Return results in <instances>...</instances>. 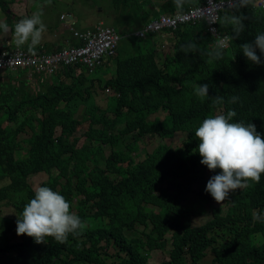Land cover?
I'll return each mask as SVG.
<instances>
[{
	"label": "trees",
	"instance_id": "obj_1",
	"mask_svg": "<svg viewBox=\"0 0 264 264\" xmlns=\"http://www.w3.org/2000/svg\"><path fill=\"white\" fill-rule=\"evenodd\" d=\"M204 1L187 0L182 11ZM99 5L119 41L126 40V55L119 56L117 45L111 57L115 73L105 82L110 92L105 108L98 110L90 100L84 71L73 81L40 82L45 90L0 82V204L20 214L34 197L28 177L45 171L50 177L40 186L65 196L87 227L62 245L51 238L36 244L28 236L13 242L1 233L0 264H148L154 250L168 251L163 264H261L264 174L259 183L230 193L222 207H214L205 188L216 173L200 163L195 130L206 117L235 110L233 122L253 123L264 138V55L257 49L262 61L257 65L240 49L264 33V10L254 3L225 8L220 19L243 14L245 30L222 59L211 60L207 52L216 38L203 20L168 31L173 45L164 53L163 32L135 34L150 19L177 12L173 0H99ZM11 8L10 0H0L5 13L0 20L14 30L32 14ZM220 19L219 32L232 35L231 25ZM74 38L72 43L79 44ZM190 42L198 50L185 54L181 46ZM73 71L69 67L54 75L75 78ZM198 84L209 85L210 97L195 95ZM215 96L224 103L214 105ZM232 96L239 101L229 103ZM81 105L85 110L78 118ZM57 127L61 132L54 137ZM175 137H182L177 147L168 142ZM147 142L151 150L139 158ZM19 196L17 204L13 199ZM204 214L206 220L192 224ZM111 256L114 262L108 261Z\"/></svg>",
	"mask_w": 264,
	"mask_h": 264
},
{
	"label": "clouds",
	"instance_id": "obj_2",
	"mask_svg": "<svg viewBox=\"0 0 264 264\" xmlns=\"http://www.w3.org/2000/svg\"><path fill=\"white\" fill-rule=\"evenodd\" d=\"M173 3L178 11H182L187 0H173ZM252 3L253 0H234V3L229 4V7L244 8ZM42 15V12L37 11L31 16L21 18L15 23L14 30L9 28L7 22L0 21V30L5 35L12 31V39L17 47L27 44L29 51L34 52L47 32ZM62 16L70 21L69 14H61L60 20L64 19L61 18ZM153 19L155 18L150 19L145 25ZM246 19L247 17L243 14L225 15L220 19L222 24L231 25L232 35L228 36V34L222 33L226 36L216 37L213 47L207 52L211 60H220L224 57L225 50L230 47L231 42L239 39L245 30L244 21ZM70 23L72 31L74 27L72 26L73 23ZM145 25L135 31L137 36L143 37L147 33L139 34ZM175 28L154 33L163 32L162 36H169L170 32L168 31ZM160 42H164V40L161 38ZM240 49L253 64H261V57L257 55V49L261 55H264V33L257 34L252 42L241 44ZM166 50L164 49L160 53H164ZM197 50L198 45L195 42L181 46V51L185 54L195 53ZM111 57L107 58L110 59ZM4 72H0V74ZM194 91L201 100L210 97L208 84H198ZM211 98L214 105L224 103L223 97ZM238 101V96H232L228 102L236 103ZM236 115L235 110H228L226 113L220 112L208 116L195 130V136L199 141L197 151L201 157L200 163L206 166L210 172L216 173L208 180L205 192L210 194L218 204L225 202L230 193L259 183L262 174H264V138H262L261 133L257 132L253 123L233 122ZM71 208V203L60 192L54 191L48 186H38L34 191V197L24 205L22 212L17 215L15 233L19 239L22 236H28L36 244L47 243L49 238L58 244H65L70 235L77 237L87 227L85 221Z\"/></svg>",
	"mask_w": 264,
	"mask_h": 264
},
{
	"label": "built area",
	"instance_id": "obj_3",
	"mask_svg": "<svg viewBox=\"0 0 264 264\" xmlns=\"http://www.w3.org/2000/svg\"><path fill=\"white\" fill-rule=\"evenodd\" d=\"M230 3H234V0H205L187 11L161 14L145 25L139 34L159 32L175 28L179 24L204 20L215 38L226 36L219 32L216 23L220 19L222 9L229 7ZM253 3L264 10V0H253ZM72 33L80 43H70L58 50L46 51L43 47L40 52H30L21 47L12 50L0 49V72L25 70L28 73L35 71L50 77L63 69L73 67L78 72L92 73L105 57L115 54L119 37L112 27L104 26L102 22L93 29H72Z\"/></svg>",
	"mask_w": 264,
	"mask_h": 264
},
{
	"label": "rangeland",
	"instance_id": "obj_4",
	"mask_svg": "<svg viewBox=\"0 0 264 264\" xmlns=\"http://www.w3.org/2000/svg\"><path fill=\"white\" fill-rule=\"evenodd\" d=\"M23 3L24 5V12L30 11L33 12L38 7L37 5H41V7L44 9V4L41 2H38V0H32L33 4H29L28 1L30 0H18ZM47 2V6L45 11L49 14V18L45 20L47 24H52L51 30L52 31H60L62 26L66 24V28L68 29L71 25L70 21L66 19V17L63 20H59V15L61 12H64L66 14H69L71 16L77 17L76 23L72 24L74 28H78L79 30H82L83 27H91L94 24L97 25L99 22H102L104 26H111V21L109 18L106 17V12L103 13L105 10L103 9L100 11L101 6L99 5V0H42ZM15 2V1H14ZM15 9V8H14ZM12 9V11H16ZM40 9V8H38ZM17 12V11H16ZM0 13H2V19L5 17V13L3 9H0ZM19 14V12H17ZM26 13H21L19 15H25ZM2 21V20H0ZM63 21V22H62ZM64 21H67L64 23ZM97 23V24H96ZM94 25V26H95ZM92 28V27H91ZM62 31V30H61ZM60 34V33H59ZM70 35V34H69ZM12 36V35H11ZM71 38V36H70ZM161 38L164 40V42H161V46L163 47V50L171 47L173 36H171V33H169V36H162ZM13 40V39H12ZM21 47V46H20ZM22 48H24L22 46ZM126 48V40L125 38H120V41L118 42V53L120 54V57H123L126 55L124 52ZM25 49V48H24ZM129 54V53H128ZM83 72V71H82ZM77 70L74 69V77L73 79H76L77 76L80 75V73ZM115 73V64L114 59H108L105 57L101 63L100 66H98L92 73H85L81 75H85L88 80L87 83H91V90H90V100H93L95 106L99 109L105 108L106 103L108 102V94H110L108 88H105V82L106 80L112 76ZM100 80V82H99ZM93 82V83H92ZM100 84V85H99ZM82 95L84 97L87 96V92L85 91V87H82ZM102 108H100V107ZM85 110L84 105H81L77 108L75 112L76 117H81L83 112ZM110 113H108V116ZM107 116V113H106ZM107 116V117H108ZM61 132V127H57L54 133V137H57ZM182 141V137H175L173 139H170L168 142L172 145L177 147L178 143L180 144ZM83 142V139H80L78 142V146H80ZM152 142L145 143L139 150H138V156L139 158H142L147 150H151ZM106 152H109V149H106ZM50 177V173L45 171H40L34 174H31L28 177V181L31 185V188L35 191V189L41 185L42 182H45ZM22 196H19L15 199H13L17 204L19 203ZM190 198V196H189ZM224 202L222 204H218L216 202H213L212 205L214 207H222ZM202 207L207 209L208 204H201ZM17 215H19L18 211L11 206V205H5L0 204V234L6 233L9 235V241H19V237L15 233L16 231V220ZM209 217L208 214H204L203 216H199L193 219L192 224H199L206 220ZM138 227V226H137ZM142 227H139L141 229ZM140 231V230H139ZM3 242V241H2ZM260 242V241H258ZM114 249L110 248V254H114ZM168 257V251L167 250H154L150 253L148 264H163L164 261L167 260ZM108 261L114 262L113 257H107Z\"/></svg>",
	"mask_w": 264,
	"mask_h": 264
},
{
	"label": "crops",
	"instance_id": "obj_5",
	"mask_svg": "<svg viewBox=\"0 0 264 264\" xmlns=\"http://www.w3.org/2000/svg\"><path fill=\"white\" fill-rule=\"evenodd\" d=\"M28 2H29V4L31 3V4L35 5V3H33L32 0H30ZM38 2H41V3L44 4V9L41 7V5H37L36 7L40 8V9L37 8L36 10H34L33 12L30 13V11H27V12L23 11L24 10V5H23V3L21 4L20 1H18V0H10V4H11L12 8L13 9L15 8L14 10L19 12V14H21V13L33 14L34 12H37V11H40V12L43 13L42 20H43L44 24L47 27V32L45 33L44 39L42 40L41 44L38 45V46L39 47H43L46 51H53V50H58V49H60L62 47H65V46H67L68 44H70L72 42H75V38H74V36L72 34V31H71V25L69 26L68 29L66 28V24L63 25L62 28H61L62 31L60 30V31H56L55 32V31L51 30L52 27L45 22V20L50 17L49 14L45 11L46 6L48 4H47L46 1H42V0H38ZM0 14L2 15V13H0ZM61 14H66V13L61 12L60 15H59V20H60ZM76 21H77V17L70 15V22L75 24ZM66 22L67 21H64V23H66ZM75 29H78V28H75ZM11 35H13V34H11V31L7 35H5L3 33V31H0V48L12 50L13 48L17 47L15 42L12 40V36ZM70 36H71V38H70ZM12 73H13L12 77H14V79H9L8 76L10 74H8V72L1 73L0 74V82L8 83V84L12 83L13 85L18 86V87L28 85V86H30L33 89L45 90L44 87H41L39 85L40 82H43L46 85L47 84L51 85L58 78H60L59 81H64V82H69V81H73L74 80L73 78L69 79L68 77H65L64 75H62V77L61 76H57V75H54L52 77H48V76H46L44 74L37 73L35 71H32V73H28L25 70H21V71L12 72ZM7 87L11 88V84L8 85Z\"/></svg>",
	"mask_w": 264,
	"mask_h": 264
},
{
	"label": "water",
	"instance_id": "obj_6",
	"mask_svg": "<svg viewBox=\"0 0 264 264\" xmlns=\"http://www.w3.org/2000/svg\"><path fill=\"white\" fill-rule=\"evenodd\" d=\"M261 264H264V261Z\"/></svg>",
	"mask_w": 264,
	"mask_h": 264
}]
</instances>
